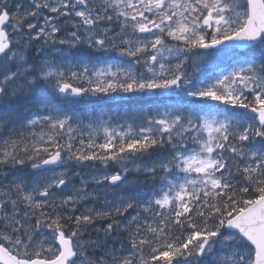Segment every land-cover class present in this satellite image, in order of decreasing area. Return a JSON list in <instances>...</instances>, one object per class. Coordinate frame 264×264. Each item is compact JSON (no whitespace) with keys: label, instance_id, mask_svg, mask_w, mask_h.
Segmentation results:
<instances>
[{"label":"rangeland","instance_id":"rangeland-1","mask_svg":"<svg viewBox=\"0 0 264 264\" xmlns=\"http://www.w3.org/2000/svg\"><path fill=\"white\" fill-rule=\"evenodd\" d=\"M243 2L244 0H0V18L3 17V12H7L10 17L5 30L10 35L12 44V48L0 61V95L6 91L3 86L6 82L20 90L34 86L33 79L38 76L42 78L41 85L45 95L54 92L61 100L68 97L70 106L83 104L82 100L72 98L74 91L64 90L70 84L81 89L79 92L82 93V99L128 98L156 93L157 97L186 95L210 100L223 98L231 102L234 92L240 86L247 92L256 90L252 103L246 108L264 103V91L257 90L262 86V81L250 71L240 77L241 69H236L234 75L222 71L212 82L211 79H204L206 71L202 61L208 55L211 58L213 56L210 51L201 50V46L205 44V35L216 38L240 29L246 14L242 9ZM111 10L115 12L114 17ZM203 13L206 15L205 20ZM201 17L202 22H199ZM211 17L214 19L213 24L207 23L212 22ZM79 47L81 54L78 56L75 53ZM112 50L119 58L112 59ZM101 54L109 57L101 61ZM14 70L18 71L17 76H12ZM77 82H81L82 87ZM1 99L0 96V111H5L6 107L2 105ZM51 106L53 104L48 99L42 100L35 105L37 110L40 109L33 114L35 117L17 124V127L13 126V121L7 115L6 119L0 118L1 160L7 159L8 153L19 148L16 145L21 139L30 141L32 137L38 136L43 131L42 126L51 119L50 112L62 124L68 122L55 109L51 111ZM164 108L166 110L158 112L152 124L142 117L134 121H112V125L107 121L92 123L81 130L92 145L97 141L101 142L100 145L111 143L112 140H120L126 136L135 138L140 135L139 131L143 133L139 139L143 140L150 131L161 130L168 140L175 143V160L163 179L164 186L158 200L160 207L170 208L185 204L192 186H199L198 190L221 186V181L213 175L218 164L216 152L227 136L236 134L232 131L233 119L222 114L211 111L182 113L177 108ZM22 117L19 114L17 119L21 120ZM222 145V149H234L231 141ZM68 154L69 160L74 158L69 151ZM243 155L253 160L258 157L259 151L248 149ZM43 159V156L36 157L28 163L31 172H35L34 167ZM69 160L66 158L58 167L41 175H34L33 179L29 171L15 176L14 171L0 173V235L4 242H13L18 246L22 257L53 250L50 248V241L46 243L44 238H35L41 236L42 231H29L31 225L42 224L41 221L38 222L42 218L34 216L35 222L32 224L23 210L16 211L13 206L9 207L8 198L11 195L16 194V198L21 197L33 204L49 202L50 198L46 201L41 198L42 193L49 192V197L53 196V200L62 205L59 208L71 205L74 212L81 209L84 214L78 216L82 220L79 227L85 228L87 218L96 211L93 202L101 197L99 193L91 192L89 185L94 184L96 187L93 188L112 201V196L119 197L115 191L128 172L146 171L133 163H121L117 172L87 173L82 177L83 186H78L67 176L66 164ZM260 165L264 166V160ZM0 168L5 169L4 166ZM116 176L121 178L118 184L106 183L109 178ZM63 182L65 185L59 188ZM117 203L116 201L114 204ZM92 216L96 218V214ZM192 239L196 241V237ZM245 244L238 234L221 228L211 233L209 238L198 240L196 254L182 262L253 264L254 253ZM81 247L77 243V248ZM110 257L108 263L112 264H141L132 261L131 256H119L116 251Z\"/></svg>","mask_w":264,"mask_h":264},{"label":"trees","instance_id":"trees-1","mask_svg":"<svg viewBox=\"0 0 264 264\" xmlns=\"http://www.w3.org/2000/svg\"><path fill=\"white\" fill-rule=\"evenodd\" d=\"M263 49L262 45L252 49L246 54L245 61L264 65ZM39 79L34 78V87L42 84ZM77 84L82 87L81 82ZM3 86L6 89L5 103L17 104L20 114L23 115L20 121L23 123L28 120L30 111L35 107L29 94L8 83ZM51 96L54 98L53 95ZM104 101L109 102V100L84 101L83 105L72 110L73 115L69 124L47 121L42 126L43 131L38 134V137L36 136V139L33 137L32 144L21 139L18 145L15 144L21 151L15 157L12 152L8 153L7 160L12 164L20 163V168L25 169L30 167L28 163L33 161V158L45 156L50 151H62L65 157L69 156V151L74 155L75 160L70 161L68 175L78 186H83L81 176L94 171L96 173L104 170L116 171L120 163H133L146 171L136 173L131 170L126 174L125 179L115 191L120 198L112 196L111 201L108 196L98 194L101 197H97V200L93 202L96 211L91 214V220H87L85 228L79 227L82 220L78 216L84 214L81 209H76L74 212L71 205L59 208L61 204L56 200L49 201L46 205H21L25 216L29 211L31 218L41 217L42 219L38 222L41 221L54 228L58 227L68 235L76 234V232L79 235L88 230L102 229L97 225L103 227L108 225L113 233H120L116 236L119 240L115 244L116 247L121 244L122 248L128 249L132 240L134 250L141 255L143 262H174L196 254L198 240L209 238L211 233L221 228L224 230V224L229 218L264 195V166L260 165L264 160V134L256 119L246 114L244 123L234 126V129L241 132L243 137L240 139L241 135L237 132L236 136L229 135L222 142L224 144L231 141L234 149L227 147L222 149V144L221 148H218L220 164L215 170V175L222 180L221 188H207L202 191L192 188L190 190L192 195L185 204L170 208L160 207L158 198L164 186L163 179L168 173L171 162L175 159L174 143L168 140L162 131H150L143 140L126 136L122 140L102 145H100L101 142L93 143V145L90 142L87 143L86 138L83 137L80 141L77 139L78 132L69 131L70 128L82 124L80 119L86 120L90 114L95 117H108L112 113V121L119 123L123 118L126 119L127 113L132 119L140 116L147 122H153L157 102L148 100L143 95L137 99L112 102V108L109 104L96 105ZM250 101L252 98L247 100V102ZM168 103L178 104L177 100H170ZM261 104L264 106V103ZM54 105H60L62 112H71L61 102L57 104L54 102ZM257 105L259 104H253V106ZM247 147L257 149L259 155L255 161H251V167L246 168L250 160L240 156V153ZM30 173L33 179L35 173L31 171ZM89 188L92 192L93 188ZM116 201L118 203L114 204ZM94 214L96 218H93ZM127 237H131V240H127ZM194 237L196 241L192 239Z\"/></svg>","mask_w":264,"mask_h":264},{"label":"water","instance_id":"water-1","mask_svg":"<svg viewBox=\"0 0 264 264\" xmlns=\"http://www.w3.org/2000/svg\"><path fill=\"white\" fill-rule=\"evenodd\" d=\"M8 15L5 13L0 22V57L10 48L9 43H4L8 37L6 32L2 30L4 24L8 22ZM264 36V20L257 7L251 11V17L247 27L236 37L225 40L215 47L237 46L239 49H246L250 45H254ZM80 92H76L75 96L79 97ZM259 116L261 124L264 125V110H251ZM61 154L57 153L42 164L41 168L51 167L59 163ZM117 178L112 179L116 182ZM227 229L238 231L241 236L255 249L254 264H264V196L248 209L242 211L235 218L229 220L226 224ZM59 244L62 248L61 255L51 261L43 259L21 260L9 253L4 247L0 246V263L1 264H68L74 258L72 253V242L66 239L61 233L59 236Z\"/></svg>","mask_w":264,"mask_h":264},{"label":"bare ground","instance_id":"bare-ground-1","mask_svg":"<svg viewBox=\"0 0 264 264\" xmlns=\"http://www.w3.org/2000/svg\"><path fill=\"white\" fill-rule=\"evenodd\" d=\"M129 90V89H128ZM141 93V92H140ZM22 123V122H21ZM20 123V124H21ZM24 123V122H23ZM4 133V132H3ZM8 133V132H7ZM4 135H5V133H4ZM35 138V137H34ZM34 138L32 137L31 139H30V143L32 144V142H33V140H34ZM36 139V138H35ZM43 143V142H42ZM46 149V148H45ZM19 151H21V149L20 148H15L13 151H12V153H13V156L15 157V156H17V154H19ZM2 158H3V156H1ZM0 161H2V165H1V167L2 166H4V168L5 169H1L0 168V173H6V170L7 171H14L15 172V174L13 175V176H15L16 174H18V173H20V172H25V171H31L30 170V167L29 168H25V169H21L20 168V163H14V164H12V163H10L7 159H5V158H3L2 160L0 159ZM79 168V167H78ZM17 170H19L18 172H17ZM82 173V172H81ZM82 183H83V181H82ZM89 187H91V188H93V187H95V185L94 184H91V185H89ZM89 190H90V188H89ZM91 191V190H90ZM93 193H99V194H103L104 195V197L106 196L104 193H101V192H99V190H97L96 188H93V191H92ZM110 193V192H109ZM17 196H16V194H14V196H12L11 195V197H9L8 198V200H9V202H8V205H9V207H11V206H13L14 207V209L16 210V211H20L21 210V205H24V204H28V205H34L35 203H29V202H27V201H24L23 199H21V197L20 198H16ZM46 204H48V203H46ZM46 204H41V205H46ZM85 205V204H84ZM23 207V206H22ZM30 208V207H29ZM26 217L27 218H29L32 222L34 221L35 222V220L33 219V218H31L30 216H29V211H28V213H27V215H26ZM21 223H23V221H21ZM30 232L31 233H33L36 229L31 225L30 227ZM29 232V233H30ZM154 264V263H153Z\"/></svg>","mask_w":264,"mask_h":264},{"label":"flooded vegetation","instance_id":"flooded-vegetation-1","mask_svg":"<svg viewBox=\"0 0 264 264\" xmlns=\"http://www.w3.org/2000/svg\"><path fill=\"white\" fill-rule=\"evenodd\" d=\"M147 10V8H146ZM113 56V55H112ZM0 118H1V111H0ZM2 165V161H0V167ZM112 233H108L105 231H100V232H94V236H98V235H111ZM79 250V261L80 264H95V262L97 260L102 261L101 264H112V263H108L109 260H111V257L109 256V259H103V257L101 258H97L95 253H87L85 251L84 248H78ZM100 254H103V256H106L107 253H103V252H99ZM116 264H120V263H116ZM153 264V263H152ZM154 264H185V263H154Z\"/></svg>","mask_w":264,"mask_h":264}]
</instances>
